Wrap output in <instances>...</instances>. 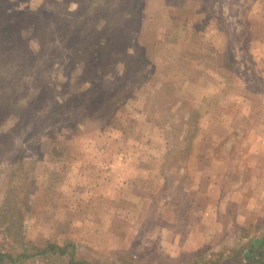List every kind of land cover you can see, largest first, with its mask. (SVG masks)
<instances>
[{"label":"rangeland","instance_id":"374dc122","mask_svg":"<svg viewBox=\"0 0 264 264\" xmlns=\"http://www.w3.org/2000/svg\"><path fill=\"white\" fill-rule=\"evenodd\" d=\"M0 264H264V0H0Z\"/></svg>","mask_w":264,"mask_h":264}]
</instances>
